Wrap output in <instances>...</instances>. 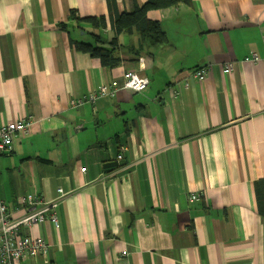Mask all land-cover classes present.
Returning a JSON list of instances; mask_svg holds the SVG:
<instances>
[{
    "label": "crops",
    "instance_id": "0c3cea01",
    "mask_svg": "<svg viewBox=\"0 0 264 264\" xmlns=\"http://www.w3.org/2000/svg\"><path fill=\"white\" fill-rule=\"evenodd\" d=\"M145 1L0 0V123L32 122L0 155V196L20 216V196L66 194L57 226L21 232L42 237L46 257L18 264H264V64L242 61L264 54V0L150 10L166 42L122 31L113 67L75 47L90 38L70 11L105 16L112 36L116 16ZM202 64L208 76L190 78ZM125 70L147 87L70 104Z\"/></svg>",
    "mask_w": 264,
    "mask_h": 264
},
{
    "label": "built area",
    "instance_id": "2783aa9c",
    "mask_svg": "<svg viewBox=\"0 0 264 264\" xmlns=\"http://www.w3.org/2000/svg\"><path fill=\"white\" fill-rule=\"evenodd\" d=\"M242 61L264 64V54L262 56L255 52L246 55ZM232 63L227 62L223 66V72L229 73L232 69ZM211 71L210 64L195 66L190 70V78L196 80L205 79ZM148 78L132 70H125L122 73L121 81L112 80L108 83H102L97 88L82 98L72 99V106H79L83 102H93L98 98L114 95L118 90L127 89L136 92H142L148 85ZM187 78L184 80V86H188ZM30 116L19 117L13 121L0 123V154L9 153L12 150V140L15 134H24L29 131L31 125ZM124 147L120 146L116 159L122 158ZM82 171L85 167L80 168ZM57 196L46 199L35 193H27L17 198L18 204L25 207V213L20 216H13L8 205L0 196V264H18L22 258L26 257H46L48 252V243L40 236L22 235L23 228H30L33 225L49 220L55 226L58 225L57 206L59 200L66 194L63 190L57 188ZM190 201L197 200V194H191Z\"/></svg>",
    "mask_w": 264,
    "mask_h": 264
},
{
    "label": "trees",
    "instance_id": "16d2710c",
    "mask_svg": "<svg viewBox=\"0 0 264 264\" xmlns=\"http://www.w3.org/2000/svg\"><path fill=\"white\" fill-rule=\"evenodd\" d=\"M179 3L190 4L191 0H146L141 5L135 2L131 11H124L116 16L112 24L114 34L110 37L106 35L107 20L105 16L79 17L76 16L75 10H72L69 19L73 21V27L83 31L90 38L87 41L72 40L79 51L98 58L102 66L113 67L121 60L115 54L119 46L117 38L119 33L135 30L139 33L142 41L153 46L160 45L166 42V33L160 21L150 19L147 13L150 10L163 9ZM59 25L66 28L65 22H61ZM254 189L258 213L264 220V178L255 181Z\"/></svg>",
    "mask_w": 264,
    "mask_h": 264
},
{
    "label": "rangeland",
    "instance_id": "374dc122",
    "mask_svg": "<svg viewBox=\"0 0 264 264\" xmlns=\"http://www.w3.org/2000/svg\"><path fill=\"white\" fill-rule=\"evenodd\" d=\"M108 37H110V35ZM87 38L89 39V37H87Z\"/></svg>",
    "mask_w": 264,
    "mask_h": 264
},
{
    "label": "water",
    "instance_id": "95a60500",
    "mask_svg": "<svg viewBox=\"0 0 264 264\" xmlns=\"http://www.w3.org/2000/svg\"><path fill=\"white\" fill-rule=\"evenodd\" d=\"M82 33H83V31H82Z\"/></svg>",
    "mask_w": 264,
    "mask_h": 264
}]
</instances>
